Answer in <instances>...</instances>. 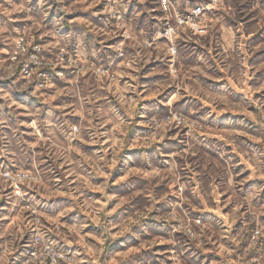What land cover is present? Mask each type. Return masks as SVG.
I'll return each instance as SVG.
<instances>
[{
    "label": "rangeland",
    "instance_id": "rangeland-1",
    "mask_svg": "<svg viewBox=\"0 0 264 264\" xmlns=\"http://www.w3.org/2000/svg\"><path fill=\"white\" fill-rule=\"evenodd\" d=\"M171 2L175 5L176 0ZM0 4L8 9L7 15L0 11V27L7 29L0 33V89L11 97V100H8L0 95V119L6 120L11 126L21 121L17 135L23 136L24 140L34 146L33 151L38 152L40 149L36 142L40 137L31 135L33 129L26 127L32 123L34 117L16 113L41 109L42 119L46 118L50 111L55 114L57 120H79V116L74 114L60 115L61 109L68 113L64 105L70 102V98L64 96L61 90L66 87V81L74 78V69L67 66L66 59L68 56H78L76 45L79 37L83 36L86 42L93 38L91 26L106 28V32H122L123 29L116 26L114 17L105 13L108 0H64L62 5H57L54 0H47L43 6L40 0H12L11 5L6 0H0ZM123 4L126 5V10L121 9L125 24L133 21L135 14L140 12L133 24L134 33L143 29L146 20L152 32L155 31L154 26L168 24V21L161 20L164 12L155 0L146 3H141L140 0H131V3H128L123 0ZM197 5L202 7V11L199 16H193L192 11L188 9ZM13 8L20 10L12 11ZM62 8L71 10L64 12ZM252 8L250 2L234 6L231 0H180L177 9L180 22L185 25L177 32L175 38L177 51L182 56L177 67L181 69H191L195 72L201 67L197 60L198 55L204 53L216 57L224 52V48L216 42L218 39L221 43L224 42V33L228 29L234 30L240 25L245 29L244 32L237 33L244 44L245 52L239 57L244 62L237 64L231 60H210L212 67L206 73L201 71L193 76L194 85L189 86L185 79V88L180 90L181 99L174 105L178 106L177 110L182 114L189 112L193 106L201 109L198 115L212 112V116L204 124L205 131L198 133L201 139L200 151L206 160L210 158L221 164L223 161L219 159V153H227L224 159L235 165L232 169L233 176L238 182L242 181L237 185L235 198L228 191L218 190L217 201H213L212 205L219 203V215L217 208L212 205L193 206L189 213L190 219H200L210 226L216 222H225L234 213L237 214L239 218L232 222V239L221 237L217 242L213 237L211 242H204L203 247H198L195 243H185L183 234L176 233L180 243H168L169 225L177 222L160 217H168L174 210L173 206L167 203L168 200L178 202L175 196H166V193L173 191V186L170 182L161 181L152 191L153 194L165 196V199L153 200L148 194V178L139 174L128 175L133 169L151 170L144 164L140 154L151 153L152 150L136 146L137 140L146 139L150 134L143 121L145 116L157 113L163 118L165 105L157 104V101L164 96L170 99L176 91L175 85L169 84L159 95L151 94L171 78L170 74L165 76L162 73V69L167 67L166 53L165 59H161L159 50L154 49L156 58L146 60L137 74L139 86L136 91L141 93L140 97L135 93L117 92L125 82L137 83L132 78L133 70L124 67V58L116 59L113 64L101 62L104 64L102 70L111 74L106 81L107 87L101 91L108 93L109 103L118 115L127 117L125 109L132 108L131 105H124L123 100L139 99V104L135 105L133 110L140 114L128 117L134 123L126 136L130 141L127 147L116 150L113 141H102L100 144L86 143L84 140L73 141L72 146L77 148L75 156L82 161L77 174H70V165H65L63 160H59L55 162L53 172L40 177L41 181H49L45 187L50 188L54 195H41L38 189L33 188L31 181L18 182L14 186L10 180L5 179L3 173L16 176L21 171L31 172L30 157L21 168L11 157L0 156V264H25L34 258L35 264H51L52 259L51 255L39 257L41 249L31 243L36 229H25L32 216L28 211L22 212V209L28 208L32 201L25 197L18 205L14 204L13 197L8 194L14 193L15 187L30 193L40 201L36 211L40 213L41 224L46 232L45 240L49 243L51 251L57 254L58 264H219L225 256V249L231 256L232 249L235 248L239 255L248 248L253 239L256 245L246 259L251 264H260L261 258L264 257V235L257 233L264 230V169L253 175L254 167L250 166L249 157L256 156L264 163V19L251 10ZM143 9L148 11H142ZM230 10L238 13L236 18H233ZM58 20L61 21L60 24L56 23ZM83 21L87 23H82ZM188 36L191 38H186ZM6 39L12 42H5ZM125 39L123 35H112L102 43L106 50L111 52L113 45L122 44ZM16 41L23 45V53L18 50ZM157 43L161 46L168 45V37L162 35ZM95 46L100 47V43ZM61 48L64 49L63 56ZM125 51L134 52L135 49L127 48ZM33 56L38 60L52 61L54 67H38L31 60ZM58 58L65 63H55ZM89 62L96 64L95 60ZM9 70L11 75H8ZM33 71L39 79L29 84L26 90L18 88L16 85L22 86L28 82V74ZM58 74H63L64 80ZM81 75L87 76L88 73ZM113 79L117 81L115 88L112 87ZM13 81H16V85ZM40 82L50 83L51 87L41 89V92L52 97L51 103L55 107L49 109L43 97L31 95ZM145 89L148 90L147 94ZM194 89H198L197 94H189ZM57 92H60L59 96L56 95ZM16 105L20 107L17 108ZM105 128L112 130L113 126L105 125ZM0 134L10 136L11 127L0 129ZM120 135L122 133H116L117 138ZM171 136H176L175 130ZM178 140L179 137L176 140L169 138L171 151L180 150L174 147ZM229 140L232 143H229ZM44 142L47 143L46 140ZM104 149L107 150L106 153H102ZM97 153L107 155L108 159H111L108 154L120 158V163L107 168V172L112 173L110 177L97 174L85 160V157L96 159ZM129 156L133 157L132 161H129ZM42 159H45L48 165L53 164L47 155ZM155 166L160 171L165 170L159 163ZM40 167L43 168L44 165ZM106 179L109 183L107 194L113 197L107 204L104 193L99 190ZM210 180L209 177V182ZM65 181L68 182L67 189L60 187ZM78 184L83 185L82 195L72 191ZM257 189H260L259 194L253 195ZM250 195H253V198L249 207L241 201ZM184 207L187 208V205ZM253 215L257 219L252 223L244 219L245 216L250 219ZM245 226L248 231L244 233V239L237 244L235 237L241 234ZM105 227L108 229L107 238H103ZM53 228H57V231L52 232ZM5 255L7 261L4 259ZM235 258L231 256L225 259L224 264H234Z\"/></svg>",
    "mask_w": 264,
    "mask_h": 264
},
{
    "label": "clouds",
    "instance_id": "clouds-1",
    "mask_svg": "<svg viewBox=\"0 0 264 264\" xmlns=\"http://www.w3.org/2000/svg\"><path fill=\"white\" fill-rule=\"evenodd\" d=\"M6 2L11 5L12 0H6ZM57 5H62L64 0H54ZM131 3V0H127ZM141 3L152 2V0H140ZM158 3L159 8L163 10L164 16L161 20L168 21L167 26L164 24L154 26L155 31L152 32L149 22L146 20L144 22L143 29L138 33L133 32V24L135 19L140 16V12L135 14L133 21L125 24L122 18V11L126 10V5L123 4V0H108V6L105 7L104 11L110 17H114L117 21V27L123 29V31L116 32H106V28L91 26L90 30L94 33L93 38L90 41L84 39V37H79L77 39L78 56L72 58L68 56L66 59V64L69 68L74 69L73 77L71 80L66 81V87L61 91L64 96L70 98V102L65 103L64 107L68 109V113H65L61 109V116L77 115L79 120L70 122L69 120H57L55 119V114L48 112L46 118H41V109H37L35 112L25 111L24 113H16V115H29L33 116L34 119L30 125L33 129L31 135L39 136L40 139L37 140V145L40 151H33V145L29 144L24 140L23 136H18L17 133L20 131L21 121H17L14 126L9 125V123L0 119V129L11 127V135L6 136L0 134V156L5 158L11 157L12 161L17 164L18 167L23 168L24 162L27 158L31 159V172L21 171L18 175L12 176L7 173H3L6 180H10L12 185H17L18 182L31 181L34 189H38L41 195L55 194L51 192L50 188L45 187L49 183L47 179L41 181L40 177L46 176L48 173L54 171L57 161L63 160L65 165H70L68 172L70 174H77V169L80 168L82 161L75 156L77 148L72 146L73 141L84 140L86 143L100 144L102 141L107 143L113 141L116 144V150L125 148L128 146L130 141L126 139L127 133L130 131L131 126L134 121L128 117H135L140 114L133 110L135 105L139 104V99H125L123 100L124 105H131L132 108H126L127 117L122 114H117L114 107L110 105L108 100V93L101 91L107 87L106 81L110 78V72L104 71V63L113 64L116 59L124 58L125 68H131L132 78L136 80L137 83L125 82L122 88L117 89V92L123 94L125 92L135 93L137 97L141 96V93L137 92L136 89L139 86L137 75L140 69L143 68L144 63L148 59H155L156 55L153 51L158 49L160 52V58L165 59V53L167 59H165V64L167 67L162 69V73L165 76L170 74V79L166 80L165 84L158 87L155 92L151 94L153 96L159 95V93L164 91V87L169 84H174L176 91L171 98L168 99L167 96L162 97L157 101V104H164L165 109L163 110V118H161L160 113L145 116L144 123L146 127L150 130V134L146 139L137 140L136 146H143L145 148L151 149V153L144 152L140 154V158L143 160L144 164L150 171H140L139 169H133L128 175L139 174L142 177H147L149 182L148 194L152 196V199L164 200L165 196H159L158 194H153V189L161 181L170 182L173 186V191L166 193V196H175L178 198V202H173L168 200L167 203L173 206V212L168 217H160V219H167L170 221H176V224H170V231L168 233L167 242L170 244L180 243V240L176 237V233H182L185 238L184 242L195 243L198 247H203L204 242H211L213 237L220 240L221 237H226L227 239H232L230 232L232 229V222L239 218L237 214H233L225 222H216L215 225L210 226L207 223L201 222L200 219H190L189 213L193 206H208L212 205L213 201H217L218 190L228 191L235 198L237 185L242 183V181H237L233 176L232 169L235 165L230 162V160L224 159L227 153L221 151L219 153V159L223 163H218L213 160L205 159L203 153L200 151L201 139L198 133H203L205 131L204 124L208 122L209 117L212 116V112H206L203 115H198L201 111L199 107L193 106L189 112L180 113L175 106V102L179 101L182 96L181 89L185 88V79H187L189 86L195 84L193 76L197 75L201 71L207 72L212 65L209 63L210 60H231L237 64L243 63L242 59H239L240 55L245 52L244 44L237 35L239 32H244L245 29L243 25H240L236 29H228L224 33V42L218 39L217 44L224 48V52L220 53L219 56L212 57L207 54H200L197 56V60L200 62L201 67L197 68L195 72L191 69H181L177 67L181 63L182 56L177 51L176 35L180 31L184 24L180 22V16L177 15V9L180 5V0H176L175 5L171 0H155ZM251 3L253 8L251 10L256 11L262 19H264V0H231V3L235 5ZM41 5L47 3V0H40ZM222 7V5H221ZM20 9L13 8L12 11H19ZM64 12L70 11L71 9L62 8ZM0 11L4 12L5 15L8 14V9L0 4ZM142 11H148V9H143ZM192 11V9H188ZM233 18H236L238 13L234 10H230ZM200 11L197 9L193 12V16H199ZM11 18V17H9ZM63 19V18H61ZM175 22V23H173ZM60 24L61 21L56 22ZM82 23H87L83 21ZM7 31L6 28L0 27V33ZM112 35H123L126 39L122 44L113 45L111 52L106 50L102 41L108 36ZM165 35L168 37L169 44L165 46L158 45L159 38ZM148 37V38H146ZM186 38H191L190 36ZM149 39L151 42H149ZM131 41V42H130ZM5 42L11 43L10 40H5ZM18 46V50L23 53L25 51L23 45L20 41L15 42ZM100 43V47L95 45ZM207 44V41L204 42ZM55 47V45H53ZM127 48L135 49L134 52H126ZM211 51V48H209ZM61 55H65L64 49H60ZM15 59V57H13ZM31 60L35 62L38 67H54L52 61H42L38 60L36 57H31ZM90 60H95L96 64L90 63ZM55 63L64 64L65 61L57 59ZM99 65V67L97 66ZM88 73L87 76L81 75V73ZM11 71H8V75H11ZM127 74V73H124ZM60 78L64 80L63 74ZM97 77H102L103 79L98 80ZM35 71L28 74V82L21 85H16V81L13 84L22 90L28 89L29 84H32L34 80H38ZM117 81L113 79L112 87L115 88ZM51 87L48 82H40L36 85V91L32 92L31 95H35L38 98L43 97V101H47L49 109L55 107L52 105V97L48 93L41 92V89ZM111 91V89H109ZM198 89H194L189 94L196 95ZM148 90L145 89V94ZM0 95L7 97L11 100L8 93L3 92L0 89ZM57 96L60 92L56 93ZM42 101V102H43ZM99 101V103H98ZM17 108L20 105H16ZM143 107V106H142ZM55 120V122H54ZM199 121V122H197ZM259 122V121H258ZM105 125H112L113 129L105 128ZM264 127V125H262ZM187 131H184V129ZM104 129V130H102ZM176 131V136H171L172 131ZM116 133H122L119 138H117ZM179 137L178 142L174 145L175 148L180 149L177 151H171L169 145V138L171 140H176ZM47 141L45 143L44 141ZM232 143L231 140L228 141ZM6 148L8 150H6ZM233 150L236 148L234 146ZM115 151V150H114ZM107 150H102V153H106ZM102 153L96 154V159L85 157L93 170L99 175L111 176V172H107V168L115 166L120 163V158L116 155H111V159ZM47 155L52 161V165H48L43 156ZM247 157L248 154L244 153ZM162 158V159H161ZM129 161L133 160V157H128ZM251 160V165L254 167L253 175L259 174L261 169H264V163L260 162V159L256 156L249 157ZM159 163L165 167L164 171H160L155 165ZM44 165L43 168L40 166ZM209 177L211 178L209 182ZM63 179V177H61ZM79 179V176L77 175ZM7 186V185H6ZM56 187V185H53ZM60 187L65 189L68 188V182L65 181ZM83 185L78 184L72 191L80 193L82 195ZM109 187L108 180L106 179L102 187L99 189L104 193L105 204L113 199L112 196L107 194V189ZM260 189L253 195H258ZM9 197H13V203L18 205L21 200L27 197L32 201L31 205L22 209L23 211H28L32 216V219L28 221L25 229H36V235L31 239V243L36 247L40 248L41 251L38 253L39 257H45L51 255V264H58L57 254L51 251L49 243L45 240L46 232L43 229L40 220V213L36 211V207L40 204L39 200H36L34 196L30 193L22 190L19 187H15L14 193H9ZM250 195L244 198L241 203L244 205H249L253 198ZM187 205V208L184 206ZM217 208V215H219V203L212 205ZM35 215H32V214ZM64 215V213H61ZM27 220L28 218L25 217ZM248 223H252L257 219L253 215L250 219L244 217ZM99 223V221H98ZM225 223L227 227H225ZM52 232H56L57 228L51 229ZM248 231L247 226L241 230V234L235 237L237 244L244 239V233ZM258 235H264V230L257 233ZM108 229H104V237L107 238ZM256 245L255 239L248 246L246 250H243L241 254L237 255V249L233 248L231 256H235L234 264H251L249 260L246 259L248 254L252 252ZM225 256L219 262V264H224L225 259L231 258L228 250L225 249ZM175 259V257H173ZM5 261H7V255H5ZM63 259V257H59ZM25 264H35V258L30 259L25 262ZM260 264H264V257L261 258Z\"/></svg>",
    "mask_w": 264,
    "mask_h": 264
},
{
    "label": "built area",
    "instance_id": "built-area-1",
    "mask_svg": "<svg viewBox=\"0 0 264 264\" xmlns=\"http://www.w3.org/2000/svg\"><path fill=\"white\" fill-rule=\"evenodd\" d=\"M197 9H199V11H200V13H201V11H202V7H201L200 5H197L196 7H194V8L192 9V13H193L194 11H196Z\"/></svg>",
    "mask_w": 264,
    "mask_h": 264
}]
</instances>
